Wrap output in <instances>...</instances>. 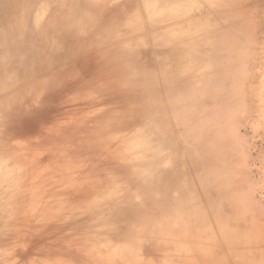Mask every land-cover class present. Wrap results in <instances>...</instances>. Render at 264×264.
I'll list each match as a JSON object with an SVG mask.
<instances>
[{
    "label": "bare ground",
    "instance_id": "6f19581e",
    "mask_svg": "<svg viewBox=\"0 0 264 264\" xmlns=\"http://www.w3.org/2000/svg\"><path fill=\"white\" fill-rule=\"evenodd\" d=\"M223 2L0 0V264H14L11 259L21 257L28 245L32 264H103L102 258L136 262L122 251L121 241L104 231L110 217L121 223L119 216L135 210L121 203L124 186L105 188L102 168L109 156L118 162L129 160L127 168L135 172L141 190L147 180H154L150 184L163 186L165 199L175 200L170 195L181 186L173 172H188L183 166L173 168L178 149L165 151L175 136V124L190 140L189 155L207 154L204 167L198 160L191 174L183 175H193L202 190L196 213L217 214L222 205L227 215L214 219L225 229L218 228V233L227 239L226 256L218 259L219 246L194 244L200 264H264L248 255L256 249L264 253V244L242 247L246 251L235 244V232L253 224L250 232L256 234L254 223L261 217L246 218L236 200L241 190L238 175L232 173L229 183L220 181L225 165L218 159V166V152L193 133L203 135L202 124L210 128V109L222 113L226 108L223 91L214 83L225 78L223 60L232 58L230 45L215 48L224 38L222 23L232 16L229 23L238 27L236 16L250 18L257 12L254 6L229 7ZM198 118L201 122L195 125ZM119 135L123 152L108 140ZM209 162H215L213 170ZM249 171L260 173L253 159ZM92 184L96 190L84 194ZM256 189L255 196L264 202V187ZM154 201V222L145 220L158 233L150 250L166 248L165 264H194L192 253L171 245L174 242L161 243L164 224H177L179 235H186L188 224L182 217L194 215L193 210H186L180 200L165 204L161 195ZM171 214L172 220L164 218ZM213 238L208 242L215 243ZM113 241L118 243L105 254ZM148 253L144 248L145 256ZM21 261L28 264L29 259Z\"/></svg>",
    "mask_w": 264,
    "mask_h": 264
},
{
    "label": "rangeland",
    "instance_id": "374dc122",
    "mask_svg": "<svg viewBox=\"0 0 264 264\" xmlns=\"http://www.w3.org/2000/svg\"><path fill=\"white\" fill-rule=\"evenodd\" d=\"M223 1L225 2V5H229V7L237 6V8H245L246 6H254L256 7L257 12L254 13V15L250 18L247 16H236L239 24L238 27L229 23L232 19H234L232 16L227 18L226 23H222L221 28L224 27V31L222 30L220 36H223L224 38H219L217 47L215 48L217 49L226 45H230L229 55L232 58L225 61L223 60V64H221L223 70L225 69L227 71L226 73L223 72L225 78L221 79L225 84L221 86V80L218 79H215L214 83L223 91V100L226 102V108L222 113V110H216L213 112L210 109L208 120L206 121L211 123L210 128H207L202 124L201 132L203 135H200L195 130L193 133L199 136V140L206 138V140L209 141V145L218 152V166L221 165L218 159H221L222 163L225 165L223 166L224 170H222L218 176L220 181H227L229 183L232 173L238 175V188L245 190V194L243 196L240 190V194H238V198H236V200L238 205L242 206V210L246 215V218L248 214H254V220L257 216L262 218H259L260 220L257 219L254 223V228L256 227V234H251L250 232L253 230V224L250 227L240 231L237 230L235 232L238 236V239L235 242V244L237 243L236 245L238 250L246 251L242 247L254 249L256 244H264V202L259 201V199L255 196L257 190L256 188L260 189V187H264V0ZM229 24H231L233 28H231ZM218 43H220V47L218 46ZM203 72H205L204 74L206 76L210 75L209 71L204 70ZM204 113L206 114L205 111ZM205 114L203 115L206 116ZM216 119L217 121H215ZM200 122L201 119L198 118L194 123L195 125H199ZM124 124L126 125L125 122ZM173 128V133L175 132V136L173 137V140L167 143L165 151L167 150V152L170 153L173 149L174 152L176 149H178V152H175L177 157L174 160V170L178 169V166H183L184 169L186 168L189 174H191L193 164L198 160L200 166L204 167L207 154L203 151H196L192 155H189V148L187 145H189L190 140L185 138V135L178 133L179 128L176 126V124L173 126ZM110 130L111 128L108 131ZM155 131H157V129ZM31 137H33V135H31ZM36 137L38 136L33 137V139ZM106 138H108V136ZM120 139L123 138H121L119 135V137H112L108 140L110 142H112V140L114 141L113 147L115 150H120L123 152L125 149H123L121 146ZM231 141L234 142V146L232 147H230ZM12 158L16 159L14 157ZM251 159L254 160V163L260 172V176L259 174L256 176L250 174L251 172L249 171V166L251 164ZM129 164V160H119L118 162L117 160L111 159V156H109V159L106 160L104 168H102L104 170L103 177H105L103 178V181L106 180L108 185L105 188L108 189V187H110L109 191H113V187L116 188L117 186H124L126 192L124 195L125 197H122L121 203L126 209L129 208L126 206V204H129L133 206V209L135 210V212L132 214L126 213L125 216H119L122 218L121 223H115L110 217L108 228H104L106 229L104 231H107L109 235H111V238H113L115 241L119 240L121 243L114 241L113 243L109 242L108 248L104 250V253L108 254L111 250H113L111 244L118 243L121 245V248H123L122 251H125V254H127L129 257H135L134 261L136 262H118L116 259L114 263L109 259L106 260L102 258V261L104 260L103 264H146L147 262L154 263V261H160L161 264L166 263L164 257L169 254V251L166 248L150 250V247H153L155 245L154 243H157V241L153 240V237H155L158 233H155L151 227L146 225L145 222L146 218L148 221L150 220V222H154L156 216L154 209L152 208V203L155 204L154 198L160 195L163 196L165 204H172L174 201L177 202L180 200L182 203H186V207H190H185L186 210H193L194 212V215L192 212H188L186 213L187 216L183 215L182 217V220L184 221L183 224H188L186 228L187 231L185 233L186 235L184 236L179 235L180 230H178L177 227L179 226H177V224H175V226H168L167 224L162 225V244L165 245L168 242H174V244L171 245L177 246V248H180L181 251L184 249L188 253H192L190 259L194 264H200V258L197 257L195 253L196 249L194 244H197L198 248L202 247L200 244L219 246L221 251L215 249V251L217 250V255L220 253L218 259H222L226 256L223 247L225 244H228L227 239L223 240L218 233V228L220 230L222 229V231L225 229L223 228V224H216L214 222L216 216H218L219 219L221 216H227L223 214L225 212V208L221 205L224 210H221V207H219V211L216 212L217 214H214L213 212L204 213L205 216L202 217L196 213L195 207L198 209L200 206V201L198 198L200 197L202 190L199 187L197 180L192 179L193 175L186 178L185 176L183 177V175L187 174L188 172L182 174L179 172H173L174 176H176L174 180L177 184L180 183L179 185L181 187L178 190H174V192H172L170 196L175 200L171 201L165 199L166 192L164 191L163 186H161V188H156L153 184H150V181L154 180H147L146 185L148 183L149 184L144 190H141L136 182L137 178L136 175H134L135 172H129L130 170L127 168ZM209 164L210 170H213L215 168V162H209ZM143 169L145 172L149 171V169L146 167H143ZM126 170L129 175H126ZM93 185L95 184L86 186L85 189H83V193L90 194L96 190ZM194 185H196V187H194ZM209 188L213 187L210 185ZM128 195H130L131 199ZM245 196L247 197L244 198ZM188 197H191V199H187ZM191 200L192 203L190 202ZM174 217V214H171L164 218L172 220ZM227 230V232H230V227H227ZM212 235L215 236V243H209L214 241V238L212 239ZM68 244L70 243L65 245ZM139 245H144V248L149 250V253L147 254L148 256H145L144 248L141 249ZM28 247H30V245H28L27 248ZM27 248L22 249L27 251V255L26 252L21 250V257L18 256L15 259H11V261L14 262V264L26 263L21 260L27 257L29 259L28 264H32L33 253H30ZM69 250L70 248L68 247H65L64 249V251H67V253ZM23 254L26 256H23ZM238 254L239 252L235 253L234 256L236 257ZM136 255L138 257H136ZM248 255L250 257L253 256L255 260H264V253L261 252L260 254L259 249H256V252L250 250Z\"/></svg>",
    "mask_w": 264,
    "mask_h": 264
}]
</instances>
